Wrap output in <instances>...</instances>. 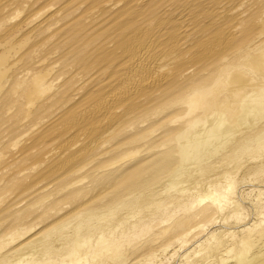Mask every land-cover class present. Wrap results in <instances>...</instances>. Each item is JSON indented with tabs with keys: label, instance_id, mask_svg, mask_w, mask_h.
Instances as JSON below:
<instances>
[{
	"label": "bare ground",
	"instance_id": "1",
	"mask_svg": "<svg viewBox=\"0 0 264 264\" xmlns=\"http://www.w3.org/2000/svg\"><path fill=\"white\" fill-rule=\"evenodd\" d=\"M263 183L264 0H0V264H264Z\"/></svg>",
	"mask_w": 264,
	"mask_h": 264
},
{
	"label": "rangeland",
	"instance_id": "2",
	"mask_svg": "<svg viewBox=\"0 0 264 264\" xmlns=\"http://www.w3.org/2000/svg\"><path fill=\"white\" fill-rule=\"evenodd\" d=\"M242 190V191H241ZM241 191V192H240ZM241 194V198L243 200V206L245 208V216L246 221H255L257 219V211L255 206H263L264 205V183L258 185H245L239 190ZM254 209V210H253ZM256 215V216H255ZM221 226L212 227L211 230H216ZM188 245L185 248L177 249L178 254L173 255L170 259H168L167 264H183L187 255H191L195 246ZM190 251V253H189Z\"/></svg>",
	"mask_w": 264,
	"mask_h": 264
}]
</instances>
